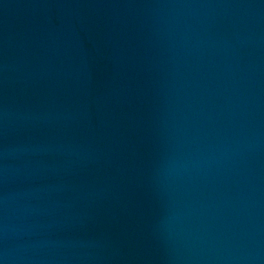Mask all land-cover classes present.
<instances>
[{"label":"water","instance_id":"obj_1","mask_svg":"<svg viewBox=\"0 0 264 264\" xmlns=\"http://www.w3.org/2000/svg\"><path fill=\"white\" fill-rule=\"evenodd\" d=\"M0 264H264V0H0Z\"/></svg>","mask_w":264,"mask_h":264}]
</instances>
